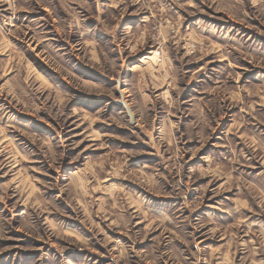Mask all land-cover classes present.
<instances>
[{
    "label": "rangeland",
    "instance_id": "rangeland-1",
    "mask_svg": "<svg viewBox=\"0 0 264 264\" xmlns=\"http://www.w3.org/2000/svg\"><path fill=\"white\" fill-rule=\"evenodd\" d=\"M0 264H264V0H0Z\"/></svg>",
    "mask_w": 264,
    "mask_h": 264
}]
</instances>
